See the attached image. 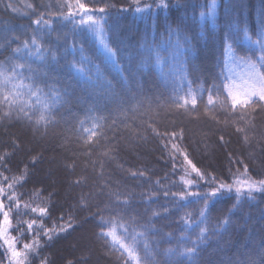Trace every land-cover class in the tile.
Masks as SVG:
<instances>
[{"label": "trees", "instance_id": "trees-1", "mask_svg": "<svg viewBox=\"0 0 264 264\" xmlns=\"http://www.w3.org/2000/svg\"><path fill=\"white\" fill-rule=\"evenodd\" d=\"M81 2L90 8H107L106 15H95H105L104 39L117 53V65L107 59L96 35L87 27L73 31L71 21L50 15L67 12L66 3L62 9L60 7L64 0L0 2V61L13 56L12 50L23 40L32 38L31 29L36 27L32 20L41 13L45 19L53 20L55 29L53 32L45 29L49 34L42 42L46 47L54 45L60 60L59 64L45 66L32 57L29 63L34 71L23 70V83L32 84L34 91L36 84L41 89L39 100L29 95L27 88L22 90L31 122L24 117L18 119L15 113L11 118H0V156L7 153L6 168L0 171L12 177L27 168V179L14 189L20 194L21 205L29 201L35 206L52 194L50 203L54 210L44 221L47 226L52 225L53 219L61 223V215L65 220L69 214L75 216V227L66 233L50 242L41 238L43 246L30 256L29 264H124L117 259L119 253L111 249V241L105 244L97 237L99 228L91 214L97 212V205L103 208L108 202L109 191L121 190L134 194L123 215H135L140 223L148 221L150 213L144 211L139 193L148 191L149 181L132 177L130 173L149 170L146 176L151 177L153 190H158L157 179L161 184L178 181L183 157L173 152V143L186 151L198 168L214 172L221 179L227 177L226 182L236 178L233 173L242 174L245 166L249 177L264 178V111L240 107L233 110L223 88L225 83H239L240 77L249 71L245 60H251L264 71V63L259 59L260 44L264 42L260 35L264 0H229L228 11L224 0H218L215 26L206 20L202 22L200 17L205 10L202 6L209 0H179V7L177 0H167L168 9H158V0ZM9 3L15 11L7 7ZM136 7L146 10L137 13ZM178 22H182V31L190 37L191 51L172 57L165 46L160 49L159 64L154 55L145 64V41L161 43L162 36L168 38L167 24L176 28ZM230 24L233 26L229 27ZM226 32L230 39H226ZM84 57L87 59H82ZM69 61L76 63L77 68L83 67L92 80L82 79L75 68L68 66ZM96 67L100 68L104 79L94 75ZM53 84L60 96L50 107L55 122L35 125L42 103L51 104L53 93L49 86ZM209 96L213 99L211 105ZM180 97L189 100L194 97L197 104L178 108L175 105L182 103ZM244 113L247 120L240 119ZM94 124H102L103 128L97 129L99 135L91 144H85L86 135L80 138L83 129H91ZM237 127L246 129V133L237 132ZM153 128L160 133L175 131L183 135L174 140L165 137V148ZM173 155L178 170L165 180V173L172 170ZM36 157L39 159L33 164ZM169 187L178 190L171 184ZM33 193H39V198ZM82 195L89 200L90 207L79 206ZM254 196V200L244 196L239 203L234 195L226 196L209 206L208 231L194 257L169 258L164 255V249L191 246L199 235V227L204 225L197 223L200 206L196 203L183 209L192 214L193 223L189 226L179 220L182 213L175 208L170 214L151 217L155 230H150L146 238L137 237L136 251L159 264H229L244 260L247 253H255L264 246L261 239L264 237V193H254ZM0 199L6 201V197ZM164 206L162 196L152 203L153 208ZM230 208H233L230 213L233 223L226 230L216 231L217 219H222ZM31 218L30 214L18 217L13 213V227L9 231L11 236L19 237L17 248H22L23 243L32 238L24 223ZM117 235L131 243L133 232L131 228L127 232L118 228ZM145 239L151 256L145 252ZM4 257L5 249L0 242V264H7Z\"/></svg>", "mask_w": 264, "mask_h": 264}, {"label": "snow or ice", "instance_id": "snow-or-ice-1", "mask_svg": "<svg viewBox=\"0 0 264 264\" xmlns=\"http://www.w3.org/2000/svg\"><path fill=\"white\" fill-rule=\"evenodd\" d=\"M2 2V0H0ZM138 3V0H135ZM67 4V12L61 11L59 14L50 13V15L57 16V19L62 21H71L73 26V31L78 28L87 27L88 30L92 31L99 43L104 48L107 53V59L112 62L113 65H117V53L105 42L104 34L105 27L107 23L105 15L107 14V8H90L86 3L81 2V0H74V3L70 0H64V3L60 5L61 9L64 4ZM225 10H229V0H224ZM177 7L180 6L179 0H177ZM218 0H209V2L202 6L204 11H201L200 17L201 21H207L213 26L216 25L217 21V11H218ZM8 8H13L12 4L7 5ZM28 7H32L28 5ZM108 7H114V5H109ZM169 4L167 0H158V9H168ZM264 8V5H262ZM146 9L136 7L135 12H144ZM147 10L151 11V7L147 6ZM123 11H128V9H123ZM95 13L105 14L97 16ZM77 17H79L77 19ZM103 21V23H102ZM167 23V22H166ZM181 23L178 22L176 28H173L171 24H167L168 38L162 36L161 43L159 44H148L145 41L143 48L147 53L144 63H149L151 57L154 55L157 63L160 62V49L167 46L169 55L172 57L183 55L185 52H190L192 49V44L190 37L186 35L181 29ZM32 24L36 27L31 29L33 35L30 40H23L17 47H15L12 52L13 56L7 57L4 61H0V118H11L15 113L16 117L19 119L21 117L27 118L30 122L32 117L29 112L26 111V101L22 99L25 93L22 91L24 88L28 89V94L35 96L37 100L40 99L38 93L41 91L39 84L35 85V91L33 90V85H25L23 83L24 75L23 70L27 69L29 73H32L34 69L29 63V59L35 57L45 66L59 64V53L57 52L55 46L46 47L43 44V37L48 35L49 32L55 31L53 28V20L51 18L45 19L44 14L41 13L36 19L32 20ZM238 24V21H237ZM233 25H229L232 27ZM48 29L49 32L44 30ZM245 36H247V30L244 31ZM66 35V34H65ZM261 37H264V20L261 21ZM175 37V38H173ZM230 35L226 32V39H230ZM19 40V37H15ZM235 43V41H233ZM262 54L259 57L260 61L264 63V42L260 44ZM64 51H67L65 48ZM17 57V58H14ZM82 59H87L86 57ZM78 63V62H77ZM246 66L249 69L243 76L240 77V82H229L223 85L224 90L227 93V98L231 101V108L233 110L238 107L243 109L248 108H259L264 111V71L251 60H245ZM68 66L70 68H75L77 74L85 80H92V77L87 75L83 67H76V63L69 61ZM94 75L98 79H104L103 74L99 67H96ZM29 79L32 77L29 76ZM231 81V78H229ZM53 95L51 97V104L44 102L41 105V112L37 119H35V125H48L49 123H54L53 114L50 111V107L55 104L60 96L55 91L54 84L49 86ZM182 103L177 102L176 107H184L191 104L193 107L196 106L197 100L193 97L189 100L186 97H180ZM208 104H213V99L211 96L208 97ZM123 112V109H121ZM103 119V118H100ZM241 120H247V113H244L240 117ZM115 123V121H114ZM83 124V121H81ZM103 128L102 124H94L91 129H83V133L80 138L84 139L85 144H91L94 138L98 137L97 129ZM38 130V129H37ZM153 132L161 137L162 143H165V148H167V143L165 142V137L167 140H174L181 137L183 133H177L175 131L171 133H160L157 132L155 128L152 129ZM237 132H245L246 129L237 127ZM223 140V137H221ZM247 135L245 134V141L247 142ZM173 152L178 153L179 156L183 157V161L180 162L178 181L168 180L170 175H175L177 172V160L173 155L171 159L172 170L170 173H165V180L168 183L161 184L160 179L155 181L158 186V190H153L152 181L150 176H146V172L149 170H137L132 171L130 175L137 179L145 178L149 181V189L146 192L139 193L142 203L145 205V212H149L150 216L148 221L145 223H140L137 216L126 217L123 213L126 211L127 207L130 206L132 201L133 193L125 192L121 190L109 191V197L107 203H105L103 208L97 205V212L92 213V218L96 221V226L99 228L97 237L104 240L105 244L111 241V249L114 252H118V261H124V264H159L154 258L149 261L136 251L137 237H147L150 230L154 231L155 226L151 223V217H158L164 214H170L172 208L182 214L178 217L179 220L185 225L189 226L192 221L191 212L184 211L183 209L186 205L191 203H196L199 205V216L197 223L199 225H204L199 227V235L196 239L192 240L191 246L181 247L179 250L174 248L164 249V255L171 258L173 256H187L194 257L197 253L198 247L205 240L206 233L208 231L207 224L209 221V206L217 201L218 199L227 197H232L234 195L235 201L237 203L241 202L242 197L246 196L248 200H254V193H264V178L253 179L248 176V168L245 166L243 173H233L236 177L232 182H226L227 177L221 179L214 172L202 170L198 168L191 159H189L188 153L186 151H181L179 146L175 143L172 144ZM105 155H108L105 153ZM39 158H33V164L37 162ZM240 162V161H234ZM7 163V153L0 156V168H6ZM243 176L244 178H240ZM27 179V168L21 171L19 176L8 177L4 175L3 171H0V197H6L0 199V242L5 249V260L7 264H29L30 256L37 254L41 244V238H45L46 241L50 242L57 238L58 236L66 233L73 227H75L74 220L75 216L69 214L67 220L61 215L59 219L62 221L57 224L56 220L53 219L51 226L45 224V220L48 219L52 211L54 210V205L50 203L51 195L45 200L41 199L39 204L33 206V203L25 201L23 205L20 202V194L14 191L18 184H21ZM177 187L178 190L173 191L171 187ZM33 196L39 198V193H33ZM164 198L165 206L162 208H153L152 203L154 200L160 197ZM123 197V199H121ZM32 200V196L29 197ZM170 205L171 207H169ZM80 207H90V202L83 195L79 201ZM236 204H233V208H236ZM233 208H230L227 212L223 213V218L217 219V223L214 225L216 231L226 230L229 225L233 223L230 213ZM109 213L105 215L104 213ZM13 213L18 217L22 215H31V219L24 221L26 224L27 233L31 235V239L28 242L23 243L22 248H17V241L19 237H13L10 235V229L13 227L12 218ZM264 214V213H262ZM19 223V220L17 221ZM123 229L125 232L129 228L132 229L133 236L131 243H126L120 236L117 235V229ZM24 230L22 229L21 232ZM171 236V234H166ZM187 239V237H185ZM264 240V237L261 238ZM145 252L148 256H151L150 245L145 239L144 241ZM229 264H264V246H260L258 251L255 253H247L244 260L230 261Z\"/></svg>", "mask_w": 264, "mask_h": 264}, {"label": "rangeland", "instance_id": "rangeland-1", "mask_svg": "<svg viewBox=\"0 0 264 264\" xmlns=\"http://www.w3.org/2000/svg\"><path fill=\"white\" fill-rule=\"evenodd\" d=\"M98 260V258H95V261H97Z\"/></svg>", "mask_w": 264, "mask_h": 264}]
</instances>
